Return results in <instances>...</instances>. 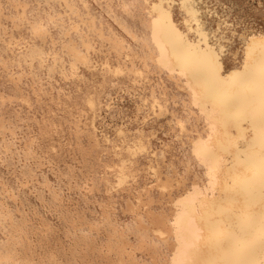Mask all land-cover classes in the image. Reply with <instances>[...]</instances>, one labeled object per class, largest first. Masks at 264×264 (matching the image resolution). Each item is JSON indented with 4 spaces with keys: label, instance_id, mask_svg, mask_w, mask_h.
Instances as JSON below:
<instances>
[{
    "label": "snow or ice",
    "instance_id": "1",
    "mask_svg": "<svg viewBox=\"0 0 264 264\" xmlns=\"http://www.w3.org/2000/svg\"><path fill=\"white\" fill-rule=\"evenodd\" d=\"M114 3H118L124 16L138 22L142 35L134 33L116 15ZM18 6L25 10L31 7L27 2ZM35 6L37 14L48 16L49 20L47 26L43 22H30L29 31L40 43L29 45L18 60L10 61L29 70L15 73L9 69V61L0 56V68L16 87L13 94L0 92V109L6 105L21 106L15 110L19 126L0 115V138L10 134L15 141L20 132L31 134L22 141V148L15 143L13 147L17 156L37 162L35 168H28L24 180L39 183L42 189L39 203L46 209L54 206L49 212L54 219L38 212V226L33 225L26 212H20L21 219H17L7 200L21 207L23 203L0 176V264H66L67 257H81L82 253L72 245L66 248L64 240L73 241L77 234L87 239L92 231L99 233L101 229L111 230L104 246V264H264V34H252L243 20L229 23L225 18L224 27L244 29L239 33V41L245 58L242 68L237 69L231 62L222 64L220 54L209 43L210 36L203 30L200 19L199 0L98 3L101 13L131 37L136 48L111 27L106 32L103 16L97 27V17L86 2L78 6L74 0H35ZM174 10L183 14L186 28L198 34L199 42L189 41L179 31L173 19ZM7 46L13 47L11 41ZM219 51L222 53L224 49ZM165 72L176 81L178 91L187 93L204 127L203 132L197 131L193 136L189 151L203 170L206 183L201 185L197 174L179 198L171 193L183 186L191 162L185 174H179L168 159L170 144L160 141L154 149L156 131L145 134L142 127L153 118H170L169 127L178 124L180 129L175 140L181 141L189 132L187 122L175 110L178 105L175 97L169 95V89L161 87L158 92L150 87L153 78ZM109 77L115 81L109 90L97 84L98 80L108 81ZM121 78L131 81L137 89L128 90L135 102V120L140 125L131 131L123 123L107 124L101 115L102 112L112 115L113 120L129 119L126 110L117 109L113 102L112 90H124L119 82ZM62 84L72 85L75 94L82 98L83 108L63 103L60 97L71 101L73 94L66 92ZM53 104L71 117L66 122L67 129L55 119H48L57 116L50 107ZM170 106L174 107L170 110ZM25 107L30 115L22 116ZM37 107L40 114L34 112ZM98 120L102 122L99 126ZM0 148L11 151L3 143ZM64 149L81 165L79 169L69 164L62 169L59 161L53 159L60 157ZM141 156L145 157L143 164L138 162ZM45 168L47 173L43 171ZM77 171L81 176L87 171L88 178L81 182ZM49 174L57 177V183L48 179ZM141 178L146 181L142 186ZM132 185L139 186L135 205L123 212L134 220L121 228L113 197ZM173 200L180 209L173 222L178 246L174 254L169 251L167 258L161 259V244L154 238H160L164 246L168 245V239L156 222L167 218L166 209ZM72 204L75 207H67ZM126 204L131 205L132 201ZM145 213L153 217L151 222ZM196 213L202 224L185 228L186 219ZM89 215L98 220H89ZM233 221L243 233L242 247L232 244ZM61 232L63 240L59 239ZM37 233L40 238L33 239ZM133 235L138 250L148 259L134 257L129 262L122 254L112 258L121 242L130 243L129 237ZM84 260L86 256L77 264H84Z\"/></svg>",
    "mask_w": 264,
    "mask_h": 264
},
{
    "label": "bare ground",
    "instance_id": "2",
    "mask_svg": "<svg viewBox=\"0 0 264 264\" xmlns=\"http://www.w3.org/2000/svg\"><path fill=\"white\" fill-rule=\"evenodd\" d=\"M21 2H27L31 5V7L27 8V10L19 7L18 5ZM75 3L79 6L80 3L86 2L91 6L92 13L97 17V27H99V21L101 16H103V23L105 25V31L111 27L121 38H123L129 45L133 48H136L137 45L131 37L126 35L116 23L113 22L112 19L109 18L108 15L102 14L100 8L98 7V3L106 2V0H74ZM114 2H118V0H114ZM245 4L242 0H199V9L201 12L200 19L203 22V30L208 32L210 36L209 43L216 49L217 53L221 56V63L225 64L231 62V65L237 69L242 68L244 61V52L241 47V43L239 41V33L244 31L243 28L235 27V28H226L223 26L225 18L228 19V22L236 23L239 20H243L249 25V31L252 34L257 36L264 34V0H256L252 3L248 8H245ZM227 6V7H225ZM114 11L117 16H120L128 25V27L137 35L143 34V29L139 27L137 21H133L131 18L124 16L118 3L113 4ZM56 9L59 11V4H56ZM174 23L180 32L185 33L187 39L192 42H199L200 38L198 34L193 31L192 33L188 31L184 24V16L179 13V10H174ZM30 22H43L45 26L48 25L49 20L48 16L37 14L35 0H0V56L3 57L5 61H9V69L15 73L27 72L29 69L27 66L21 67L20 64H12L11 60H18L21 55H23L28 46L33 43L39 44L40 41L34 38L30 31ZM195 25L193 28L195 29ZM233 32H237V36L234 37L232 35ZM54 36H58V33L53 31ZM73 38H75V34H73ZM11 41L13 47L11 49L8 48V42ZM223 48L224 51L220 53V49ZM84 75H87V72L83 69L81 70ZM154 83L150 87H155L159 92L161 87H167L169 89V95L175 97V105L178 107L175 108L176 112L179 114L180 118L187 122V131L184 138L181 141L175 140V136L179 134L180 129L179 125H173V127H169L167 120L170 118H165L162 120H150L147 125H143V131L145 134L155 130L157 133V137L152 141V147L158 148L160 141H164L167 144H170V149L168 153L169 161L175 165L179 174L184 175L186 168H189V162H191V168L184 176L183 186L177 188V190L171 193L172 196L179 198L180 193L186 191L190 188V184L193 182L195 176L199 175V183L202 185L206 183V177L204 175L203 170L199 167L198 162L191 156L189 149L191 148V140L197 131L203 132L204 127L202 123V118L199 116L197 109L192 108L189 97L187 93H182L177 90L175 87L176 81L169 78V75L165 73H158L156 77L153 78ZM178 79V78H177ZM115 82L109 77L108 81H97V84H102L105 90H109L111 88V83ZM121 86L124 88L123 91L120 88L112 90V95L114 98V104L117 109H123L125 111V116L129 117L127 120H122V118H118L116 120L112 119V115L107 113H101L104 116V122L107 124H117L123 123L127 125V131L134 130L136 127H140L138 121L135 120L136 116V108L135 102L128 95V90L137 91L136 86L131 83V81L126 78H121L119 80ZM25 84L28 81L24 82ZM62 87L65 88L66 92L72 93V100L68 101L64 97H60V99L65 104H70L73 107L83 108L82 98L75 94V90L71 84H62ZM27 91V89H25ZM0 92L9 95L16 92V87L14 83H11L7 80V73L4 69L0 68ZM56 94L53 93V96ZM107 103L106 100L103 101ZM53 111L57 112V116L55 118L49 116L48 119H55V122L58 124H64L65 129L68 127V123L70 122L71 117L67 114L64 109L57 108L56 105H50ZM174 106H170V110ZM21 106L17 105H6L4 108L0 109V115L6 120H11L13 125L19 126V122L15 115V110L20 109ZM47 112V109L44 110ZM35 114H40V109L34 108ZM115 113H113L114 115ZM22 116L30 115L29 110L25 107L21 113ZM143 117L141 116V119ZM122 120V121H121ZM102 122L100 120L97 121L98 126ZM161 125L163 127L161 128ZM35 128V125H33ZM167 133V135H165ZM30 133L27 131L20 132L17 134V139L14 141V138L10 134H5L3 138H0V143L4 144V147L10 148V152H5L2 148H0V176L7 181L9 187L14 190L15 194L19 197L20 201L23 203V207L18 205L17 203L7 200L8 206L11 210L16 213L17 219H21L19 213L26 212L27 217L32 220L33 225L38 226L40 221L37 219V212L40 216H46L48 219H54L53 216L49 215L50 211L54 210L53 207L45 208L39 203L38 196L42 189L39 187V183L34 180H24V175L27 173L28 168H35L37 162L35 160L29 161L22 156L16 155V147H23L22 141L25 140ZM15 143L16 147H13ZM53 159H57L60 163L61 168H64L65 164L72 165L73 168L79 169L81 167L80 164L76 163L70 155H68V149H64L63 153L60 157H53ZM138 162L143 164L145 162V157H138ZM45 173L48 172V169L45 168L43 170ZM67 171V169H65ZM39 175V173H37ZM76 176L79 177L80 181L88 178L87 171L83 176L80 175L79 171L76 172ZM48 179L52 181V183H57V177L49 174ZM146 182L141 178V186ZM42 183V180L40 181ZM64 183H67L65 181ZM27 184V186H22ZM35 190V192H34ZM139 190L138 185H132L130 188H125L119 194L114 195L113 199L116 202V212L115 215L122 221L121 228L124 227L125 224L131 223L134 220V217L131 215L125 216L123 210L128 207L131 208L135 205V201L137 199V193ZM142 195V194H141ZM153 195H156L154 192ZM90 200L93 199L92 196L88 197ZM132 201L131 205L126 204L127 201ZM67 207H75V204L68 205ZM91 207V206H89ZM80 208L84 209L83 200H80ZM141 210L142 206H141ZM155 211H159L158 208L154 209ZM97 213L100 212L98 207L95 208ZM168 212V216L165 220H158L156 222V227H163L165 234L168 239V245L164 246L161 242L160 238H154L155 242L161 244V259H166L169 251H172L174 254L175 248L178 246L175 242V236L177 228L173 224L176 218L177 212L180 209L176 208L175 200L172 201L171 207L166 209ZM199 212V209H198ZM145 218L150 222L153 220V217L149 216L145 213ZM89 220H98V217H93L91 215L88 216ZM202 221L199 213H196L186 219L184 222L185 228H192L197 225H201ZM226 228L229 225L226 223ZM231 229L235 233V238L232 240V244L235 247L243 246V233L241 229L238 227L237 222L233 221L231 224ZM87 227H85V231H87ZM111 230L101 229L99 233L96 231H92L91 235L85 239L77 234L76 239L73 241L64 240V246L67 248L69 245L75 247L78 251L82 253L81 257L73 258L71 255L67 257L66 264H77L78 260H82L86 256V260H84V264H104L106 259L104 255L105 245L109 240V233ZM39 233L33 236V239H39ZM59 239L63 240V234L59 235ZM152 237L149 236V242H151ZM129 241L125 240L121 242V247L114 252L112 258H115L117 254H122L123 258L126 261H132L134 257L137 259L147 260L148 257L144 256L140 250L137 248V240L133 235L129 237ZM116 241H113L115 244ZM227 246V245H226ZM63 255V253H61ZM39 264V262H38Z\"/></svg>",
    "mask_w": 264,
    "mask_h": 264
},
{
    "label": "rangeland",
    "instance_id": "3",
    "mask_svg": "<svg viewBox=\"0 0 264 264\" xmlns=\"http://www.w3.org/2000/svg\"><path fill=\"white\" fill-rule=\"evenodd\" d=\"M256 0H242V2L245 4V8H248L252 3H254Z\"/></svg>",
    "mask_w": 264,
    "mask_h": 264
}]
</instances>
